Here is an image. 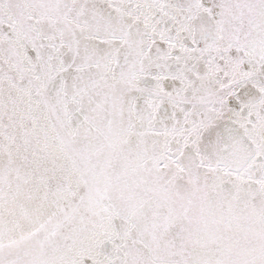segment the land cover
I'll use <instances>...</instances> for the list:
<instances>
[{"label": "snow or ice", "instance_id": "obj_1", "mask_svg": "<svg viewBox=\"0 0 264 264\" xmlns=\"http://www.w3.org/2000/svg\"><path fill=\"white\" fill-rule=\"evenodd\" d=\"M0 264H264V0H0Z\"/></svg>", "mask_w": 264, "mask_h": 264}]
</instances>
